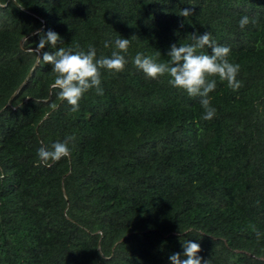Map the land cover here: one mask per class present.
I'll return each instance as SVG.
<instances>
[{"label": "trees", "instance_id": "16d2710c", "mask_svg": "<svg viewBox=\"0 0 264 264\" xmlns=\"http://www.w3.org/2000/svg\"><path fill=\"white\" fill-rule=\"evenodd\" d=\"M5 2L0 264H171L186 240L200 245L201 264H264V0ZM184 8L193 14L180 16ZM245 15L256 23L241 28ZM48 30L57 48L91 44L97 58L130 40L124 70H101L103 95L89 90L76 112L50 88L42 57L56 49L30 51ZM205 32L231 49L242 82L233 91L215 77L211 120L199 97L132 64L137 52L167 62L172 44ZM66 136L68 157L38 162L42 144Z\"/></svg>", "mask_w": 264, "mask_h": 264}, {"label": "clouds", "instance_id": "9594fccd", "mask_svg": "<svg viewBox=\"0 0 264 264\" xmlns=\"http://www.w3.org/2000/svg\"><path fill=\"white\" fill-rule=\"evenodd\" d=\"M16 7L24 10L21 0H13ZM6 6V2L0 7ZM193 14L191 8H184L180 16L188 17ZM256 23V20L245 15L239 20V26L244 28L249 23ZM39 42L34 53L39 52L49 45L56 49L53 53L45 51L42 61L52 65L51 71L54 74V80L50 85L52 90H58L56 95L60 101H66L71 106L70 110L76 112L79 110V101L89 90L95 89L97 95H103L101 87V70L112 73L122 72L128 63L126 55L130 45V40L118 37L114 41V49L111 56H101L97 58L96 49L93 45H88L87 51L80 48L78 44L71 48L58 47L62 42L58 33L48 30L45 33H37ZM109 41H105L104 47L110 46ZM207 47L211 49L210 53L198 52V49ZM231 49L228 46L219 45L211 36V33L205 32L202 35L192 34L191 44H172L167 53V62H158L156 55H146L143 52H137L132 58V64L147 78L157 79L167 75L168 84L174 88L186 92L190 97H199L200 105L204 109L203 119L211 120L216 113V109L211 106L209 93L216 88V79L227 83V86L233 91L242 87V82L236 77L240 70L239 64L228 60ZM123 53V54H122ZM37 57V56H36ZM37 57V65L40 62ZM58 107L56 103H51L50 108L55 110ZM74 136H66L63 141L57 140L50 145H41L36 152L38 162L50 167V162H58L61 158L70 155L69 144L74 141ZM3 173L0 172V179ZM255 231V229H254ZM260 233L257 232L259 239ZM183 253H174L169 257L171 264H201V257L197 255L201 251L198 243L186 240L182 243ZM183 255L184 259H181ZM207 264V261L204 262Z\"/></svg>", "mask_w": 264, "mask_h": 264}]
</instances>
